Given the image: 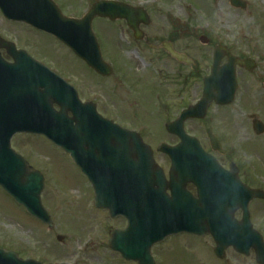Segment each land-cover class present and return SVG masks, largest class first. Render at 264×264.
<instances>
[{
  "label": "rangeland",
  "instance_id": "1",
  "mask_svg": "<svg viewBox=\"0 0 264 264\" xmlns=\"http://www.w3.org/2000/svg\"><path fill=\"white\" fill-rule=\"evenodd\" d=\"M161 1L164 9L183 23L182 0ZM244 1L247 8L239 10L231 8L228 0H216L212 8L202 0H195L192 25L200 28L210 43L219 41L230 47L234 55L254 59L257 69L253 73L237 71L239 87L231 105L212 106L203 120L188 124L193 125L192 133L206 150L205 128L219 135L221 146L227 151L224 162L239 164L242 177L264 191V151L259 148L250 119L256 115L264 122V0ZM153 15L156 17L147 33L150 41L158 43L169 33L159 29L168 27L170 18H174L169 14L166 19L160 18L154 11ZM95 26L104 61L114 66L108 78L96 76L51 37L7 22L1 16L0 38L26 51L72 85L82 101L97 105L102 117L135 127H149L150 131L136 128L155 150L159 140L167 138L165 132L161 133L164 124L199 99L201 79L207 74L203 52L209 49L199 46L200 32L180 36L179 44L199 46L198 74H191V69L159 61L151 63L142 43L139 44L142 51H138L131 44V36L109 34L111 24L98 20ZM1 54L9 60L4 52ZM11 148L44 177L41 202L53 227L49 229L29 217L0 190V249L41 264H133L124 262L107 244L109 230L121 226L123 220L111 219L105 211L94 208L87 180L65 154L41 137L24 134L12 138ZM154 156L155 162L165 167V160L155 152ZM250 210L254 228L261 230L264 237V204L252 205ZM57 237H62V242ZM212 246L208 237L198 240L177 235L153 247L151 255L156 264H255L251 252L248 257H241L231 250L221 263L213 256Z\"/></svg>",
  "mask_w": 264,
  "mask_h": 264
},
{
  "label": "water",
  "instance_id": "2",
  "mask_svg": "<svg viewBox=\"0 0 264 264\" xmlns=\"http://www.w3.org/2000/svg\"><path fill=\"white\" fill-rule=\"evenodd\" d=\"M230 3L233 7L244 8L238 0ZM28 4L32 3L2 0L0 9L9 19L25 21L53 33L75 51L72 37L53 31L42 12ZM107 7L111 4H99L98 9L108 12ZM96 14H99L97 9H92L83 21L87 27ZM90 36L89 32L83 36L86 48L77 50L78 55L98 73L109 76L111 70L100 59L97 48L91 47ZM0 46L5 47L14 59L13 65L0 59V187L29 215L52 227L40 201L42 176L10 150L9 141L16 133L44 136L69 154L93 187L95 207L107 210L112 218L121 216L126 220V228L112 230L108 240L110 248L126 261L154 264L150 248L155 243L170 235L188 233L198 238L211 236L218 257L228 247L245 255L253 248L257 261L264 264V244L252 230L247 213L249 201L264 198V195L241 185L235 172L226 173L220 169L215 160L201 150L198 142L186 137L181 129L187 119L204 118L212 101L218 105L230 104L237 86L235 67L252 70L254 66L250 60L240 61L227 54L228 63L219 67L224 49L216 47L210 75L203 79L201 99L169 124L178 128L168 126L169 131L181 137V144L171 149L159 147V151L166 152L171 159V182L166 184L150 149L135 133L124 131L101 118L93 105L80 104L60 79L32 64L22 53L15 52L12 45L3 42ZM176 58L184 59L181 56ZM53 104L59 107V112L52 109ZM68 112L71 118L67 116ZM259 126L255 120L256 132H260ZM209 139L212 148L217 149L214 137L209 135ZM179 180L182 186L186 182L196 185L198 200L186 195L178 184ZM166 187H169L171 196L165 194ZM228 194L232 198L230 207L224 204ZM237 208L243 210L239 223L232 218ZM58 240L62 241V238ZM0 264L39 263L22 261L14 253L0 250Z\"/></svg>",
  "mask_w": 264,
  "mask_h": 264
},
{
  "label": "flooded vegetation",
  "instance_id": "3",
  "mask_svg": "<svg viewBox=\"0 0 264 264\" xmlns=\"http://www.w3.org/2000/svg\"><path fill=\"white\" fill-rule=\"evenodd\" d=\"M52 3H54L60 13V15H62L64 18L68 19V20H80L82 19L88 12L89 10L98 2H102L105 0H50ZM107 1H111L112 3V8L115 10V12H113V14L115 15L116 12H122V11H127L129 10L130 7L133 8H139V6H141L140 8L142 9L143 12V16L145 18V22H143L141 20V18H136L135 22L136 25L134 28L129 27L127 25V22L123 19H116V20H109L106 18H100V17H95L92 22H91V28L92 31L98 36V31L97 28L95 26V23L98 20H101L103 22H106L108 24H111L112 26V31L109 34H123V35H129L132 37L133 41L131 42V44L133 45V47H136V50L138 51H142L141 47H139V44L142 43L143 46V50L147 51V56L150 58V62H154L157 63L162 62V63H167V64H172L174 66H176L177 68H185V69H191L192 72L191 74H198V70H197V66H198V55L196 54L197 52H199L198 48L199 46L209 49V50H204L203 54L206 55V59L203 62L204 64H207V72L209 71L210 65L212 63V54H213V50L214 47L216 45H222L228 48V50L231 52L230 47H228L225 44H222L219 41H216L215 43H210V40L208 39L205 45H197L196 47L194 46H190L189 44L186 43H182L179 44L178 42L182 41V39L180 38V36H185V35H193L196 34L197 32H200L198 36V38L200 36H204L206 37L202 32V30L200 28H197L195 26L192 25V14L195 12V0H182V2L184 4H182V10L184 11V21L183 23L180 22L179 18H174L171 14L172 12L165 10L164 6L162 4L161 0H152L153 2H149V0H107ZM205 3H208V5L210 6V8H212V2L216 1V0H202ZM143 3V4H142ZM228 4H229V0H228ZM166 6V4H164ZM130 6V7H129ZM160 7V9L163 11V13H161L160 9L158 10V8L156 7ZM230 6V4H229ZM198 8V7H197ZM52 9V8H51ZM53 10V9H52ZM153 11L156 15L160 16V18H167L168 14L173 17L174 19L170 18V24L168 27H162L159 29L160 32L163 33L164 32H169L168 33V37L166 38H162L158 41V43H154L152 41H150V37L147 33V29L150 28V26L153 23V19L156 17H154L153 15ZM193 12V13H192ZM50 13H52V11H50ZM53 14H55L53 12ZM157 16V17H158ZM189 21L191 23H189ZM189 26V27H188ZM72 30V29H71ZM70 30V31H71ZM163 30V31H162ZM74 33L79 34L82 33L83 31L79 30V31H75L72 30ZM140 33L142 36V38H140L141 40H136L134 39V33ZM107 34V33H106ZM197 38V40H198ZM99 41V39H98ZM100 43V41H99ZM101 45V44H100ZM137 45V46H136ZM168 49L172 52H175L178 55H182L184 56V58L187 60L180 62L178 60H176L175 58L172 57V55L169 53ZM1 51L4 52L5 56H6V52L3 49H0V54ZM208 53V55H207ZM2 55V54H1ZM4 57V56H3ZM247 56H243L241 55L240 58H246ZM6 58H8L6 56ZM227 61V58L224 56L221 61L220 64H224ZM160 65V64H159ZM114 67V66H113ZM196 69V70H194ZM195 71V72H194ZM96 109H97V105H96ZM190 123H192L193 121H189ZM188 124V122H186L183 127L185 129V132L190 135V136H196L194 133H192V129H193V125ZM118 124L128 130H132V131H138L139 133L141 131H139V129H137L136 127H140V126H132L131 124H125V123H121L118 122ZM166 124H164V128H165ZM140 128H145L146 131H150V128L147 127L146 125L144 127H140ZM163 128V131L161 133L165 132V136L167 138L159 140L160 144H166L170 147L175 146L178 144L179 139L172 135V134H168ZM141 130V129H140ZM190 131V132H189ZM141 137L143 140H145L142 136V134L140 133ZM217 140L219 141V143L221 144V137L219 135L216 136ZM256 140L258 141V143H260L259 148L260 150L264 151V122H263V127H262V131L261 134H259L258 136H255ZM207 141V146H208V150L204 149L206 152L211 153L212 155H216L220 158L217 159L218 163L225 169L228 168L229 164L231 163L230 160H227L224 162V158L226 157L227 151L222 149V153H215V152H211L208 140ZM222 148V147H221ZM264 153V152H263ZM161 157L165 160V167H163V172H164V178L166 180V183L168 184L169 182V178H168V169H169V160L165 155L160 154ZM226 164V165H225ZM237 168H238V177L240 179V181L251 187V188H256V189H261L260 187H253L252 184L250 182H247L243 177H242V169L241 166L239 164H236ZM192 197H196V188L192 185V184H186L185 188H184ZM262 190V189H261ZM255 204H252V203ZM250 205H258L257 202L263 203L264 204V200L261 201H253ZM238 215V217H240V212H237L235 214ZM252 215V211L250 210V216ZM227 253V252H226ZM226 253L224 254L223 259L220 260L221 263H223V261L226 258Z\"/></svg>",
  "mask_w": 264,
  "mask_h": 264
}]
</instances>
